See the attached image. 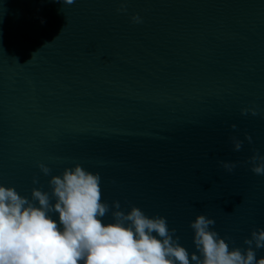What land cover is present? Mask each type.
<instances>
[{
  "label": "water",
  "instance_id": "95a60500",
  "mask_svg": "<svg viewBox=\"0 0 264 264\" xmlns=\"http://www.w3.org/2000/svg\"><path fill=\"white\" fill-rule=\"evenodd\" d=\"M257 151L264 0H0V184L50 193L39 164H79L104 202L166 217L190 253L200 214L243 249L264 228Z\"/></svg>",
  "mask_w": 264,
  "mask_h": 264
},
{
  "label": "clouds",
  "instance_id": "9594fccd",
  "mask_svg": "<svg viewBox=\"0 0 264 264\" xmlns=\"http://www.w3.org/2000/svg\"><path fill=\"white\" fill-rule=\"evenodd\" d=\"M57 2L72 5L75 0ZM132 19L141 22L138 15ZM233 144L240 151L243 142ZM248 163L253 173L264 176V155L257 151ZM220 164L228 172L237 166ZM39 168L51 177L50 193L34 187L29 197L0 184V264H264V256L257 257V250L264 249V228L251 232L246 248L231 247L215 230V219L197 215L190 222L195 245L190 253L166 217L149 216L136 206L122 211L118 200L104 202L99 173L79 164L59 175L43 163Z\"/></svg>",
  "mask_w": 264,
  "mask_h": 264
}]
</instances>
